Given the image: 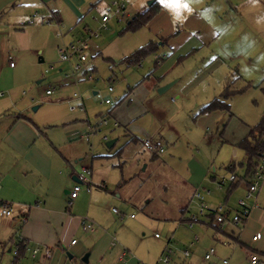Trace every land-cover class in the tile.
<instances>
[{"label": "rangeland", "instance_id": "rangeland-1", "mask_svg": "<svg viewBox=\"0 0 264 264\" xmlns=\"http://www.w3.org/2000/svg\"><path fill=\"white\" fill-rule=\"evenodd\" d=\"M114 1L124 5L131 20L134 17L132 13L136 15L140 9L133 7L132 1L136 0H102L96 8H87L89 10L84 12L81 19L76 17L73 21L72 14H65L66 22L69 25L75 24L74 29L70 31V26L53 28L42 48L34 45V35L30 34L27 24L21 26L24 31L6 25L11 10H4L0 17V98L12 96L17 109L25 110L36 123L44 124L47 129L43 131L60 144V152L66 151L69 154L74 166L81 168L87 165L86 169L89 170L94 162V175H100L106 181L120 176L122 172L127 180L124 186L133 187V183L147 180L139 191V195H146L145 199L141 197L138 201L137 194L129 206L134 218L144 219L148 227L136 228L135 236L143 241L147 250H152V256L156 255L153 264H159L158 261L162 257L168 258L165 264H188L189 259H184L183 254L186 250L191 251L190 243H195L194 236L198 233L196 226L199 223L196 222L197 224L189 228L185 219L198 215V201L194 199L189 202V198L186 199V189L175 171L184 175L190 167L192 157L209 163L210 170L206 182L198 187L204 189L205 193L207 187L215 192L219 188L218 180L215 179L214 182L211 178H217L223 175L222 173L228 176V164L244 162L239 149L238 157H232V145L224 142L220 136L227 139L244 138L248 129L264 118V33H258V30L255 32L251 26L253 13L258 17L261 7H256L254 11L249 1L242 2L239 11L241 13L238 15L230 4H227V8L222 12L223 0H216V3L206 0V5L193 1L194 9L204 8V11L219 12L216 13L218 18L213 15L208 18L217 30L220 25H225L220 21V17L226 20L236 19L238 23H242L238 25L239 34L236 38L241 51L248 52L245 53V58L252 56L253 62L245 65V61L240 59L229 61V56L234 54L238 45L235 47L228 43L231 39L225 40L223 36L211 48H205L211 52V49L222 47L226 52L222 57L228 59L227 65L222 66L220 69L223 71L218 70L196 91L184 96L181 92L187 89V84L212 64V53L206 55V50L198 51L195 47V52L177 61L178 55L182 53L172 54L168 49L170 53L167 58L156 64L154 56L162 57L167 46L159 44L158 38L153 34L152 25L147 24L130 30L127 29V23L131 20L111 18L106 28L99 29L103 15H109L108 11H113ZM182 1L186 0H179L180 5H184ZM139 2V6L147 8L150 6L148 3L153 0ZM155 2L157 9L168 12L167 15L173 23H180L189 13L188 7H170L174 0ZM239 17L240 20H237ZM251 28L258 36L255 48L254 33L250 34ZM90 32L97 33V36L89 39L88 48L83 53L85 61L80 62L77 56L72 58L71 64L59 60L58 46L61 47L77 38L88 37ZM57 34H60V37H57ZM152 43H158L156 51L148 53L138 63L127 66L121 62L125 57L147 52ZM193 43L195 42L189 45L190 48L195 46ZM172 57L174 58L171 60ZM10 63L13 64L11 67ZM156 71L167 73L168 78L176 76L174 79L179 81L166 92L159 94V87L152 90L154 80L150 79ZM235 75H239L241 79H234ZM228 81H233V90L242 91L228 101L230 113H216L214 115L219 116L218 120L206 126L207 129L204 127L201 131L198 128L192 130L194 119L201 116L194 110V106H203L206 93L218 92L220 87L222 90L224 82ZM67 87L71 89L66 90ZM7 88L11 89L7 91ZM109 88L112 89L111 92ZM73 89L77 91L78 99L70 97ZM47 90L51 92L50 95L46 94ZM106 100L111 104H106ZM146 110L154 114L157 124L155 121L153 124L149 122L148 115L138 118L139 123L144 129L150 126L149 128L157 130L153 139L157 140V145L163 149V154L157 158V175L153 173L151 164L144 169L149 151L143 146V140L141 146L137 142L129 141V132L133 131L128 128L127 117L135 111L144 113ZM189 110H192V113H189ZM102 119L106 121V125L102 124ZM133 134L140 140L143 139V134ZM164 134L173 137L171 142ZM191 139L196 143H191ZM111 140L115 142L109 148L106 142ZM67 144L71 146H66ZM119 163L123 167H118ZM101 165L104 168H101ZM112 165L116 168H112ZM211 168H216L215 175ZM238 172L242 174V168ZM149 176L151 180L147 179ZM227 188L228 184L220 189L226 192ZM221 193L223 198L225 194ZM209 195H204L205 204ZM117 201L121 206L124 205V200ZM112 210L122 212L117 205H111L110 208L104 206L108 215ZM203 219L205 218L198 216V220ZM155 234L157 238L154 237ZM137 258L139 264H149L141 261L138 256ZM0 264L6 262L0 261Z\"/></svg>", "mask_w": 264, "mask_h": 264}, {"label": "crops", "instance_id": "crops-1", "mask_svg": "<svg viewBox=\"0 0 264 264\" xmlns=\"http://www.w3.org/2000/svg\"><path fill=\"white\" fill-rule=\"evenodd\" d=\"M100 1L102 0H0V17L4 10H11L6 25L18 27L24 31L21 26L27 24L30 34L34 35V45L36 44V47L42 48L53 28L70 26V31L74 29L75 24L69 25L66 22L65 14H72L73 21L76 17L81 19L84 12L89 10L87 8H96ZM139 1H132L134 8L140 7L136 13H142L152 5L157 8L156 0H153L147 8L139 6ZM193 1L196 4L201 2V5H206V0L182 1V3L187 4L189 13L180 23L175 21L173 23L167 15L168 12L161 8L155 10L154 16L147 23L153 26V34L158 38L159 44L167 46L166 52L161 55L162 57H159L158 61L155 59L156 64L163 62L170 51L172 54L182 53L178 55L177 61L183 57H188L191 52H195V47L198 51L206 50V55L212 53V64L200 76L192 79L187 84L185 91H180L184 96L196 91L218 70L223 71L220 68L227 65L226 61L228 59L222 57L223 53L226 55V52L222 47L211 49V52L205 47L211 48L223 36H225V40L230 38L231 41L229 40L228 43L236 47L238 45V38H236L239 34L238 25L242 24L238 23L236 19L226 20L220 17V21H223L225 25H220L217 30L208 19L212 15L218 18L219 16H216L217 11H204V8L194 9L195 4ZM210 1L216 3V0ZM246 1H249L254 11H256V7H261V14L258 17L253 13L254 19L251 26L255 29V32L258 30V33L259 31L264 33V0H223L222 12L227 8V4H230L235 14L241 13L239 12L240 5ZM132 15L135 14L132 13ZM240 18L237 20H240ZM252 32L251 28V35ZM255 32H253V40L256 43L254 48L258 44V36ZM192 42H195L193 43L195 46L190 48L189 45ZM222 44L224 46V43ZM234 50L232 56L228 55L230 57L229 61L240 59L242 62L245 61V65H250L253 62L252 56L245 58V53L248 52L241 51L240 45ZM164 73L156 71L152 74L150 78L154 80L152 90H156L176 78V76L168 78L167 73ZM234 79L241 78L239 75H235ZM178 81L179 79L175 80V83ZM230 82L233 81L224 82L222 90L219 86L218 92L206 93L203 98L205 101L203 106L219 97L225 86ZM10 89L7 88L6 90L9 91ZM11 97L4 96L0 98V204H10L12 210V216H0V261L11 264L13 260L12 251L18 247V249H24V253L18 259V264H139L137 256L141 261L153 264L156 255L152 256V250H147V246L143 244V241L135 236L136 228L148 229V227L144 219L134 218L129 207L132 199L136 198L137 194L138 201L141 200V197L145 199L146 195H139V191L147 183V180H139L137 183H133V187L124 186L127 180L124 179L121 172L120 176L106 181L102 176L94 175V162H92L89 168L91 191L87 192L86 186L81 185L82 189L78 196L71 201L69 193L75 183L78 182L77 175L81 172L82 167L85 166L86 168L87 165L81 168L74 166L69 154L66 151L65 153L60 152V144L52 140L49 133L43 131L47 129L44 124L36 123L25 110L17 109L16 102ZM203 106L195 105L194 110L200 113ZM189 113H192V110H189ZM216 113L225 112L216 111L200 114L201 116L194 119L191 129L198 128L201 131L205 129L204 127L213 124L214 120L216 121L219 118L218 115H214ZM145 115H148L149 122L153 124L155 121L157 124V119L149 110L144 111V113L137 111L131 113L126 120L129 130L136 132L137 135L140 133L144 136L140 140L133 132H129L131 134L129 135V141L137 142L141 146L142 140L143 142L150 140L153 145L160 148L157 145V140L153 139V135H156L157 130L149 128L150 126L144 129L139 123L138 118ZM169 129L172 128L169 127ZM165 137L170 142L173 139L169 135H165ZM221 137L224 142L232 145V157H238L239 151L236 145L243 138L232 137L227 139L223 138L224 136ZM190 142L196 143L194 139H191ZM66 146L71 145L67 144ZM148 153V158L145 160L146 168L144 167V169H147L151 164L153 173L157 175V158L159 155L154 156L150 151ZM242 155L244 157L243 153ZM208 165L209 163L200 159L195 160L192 157L190 167L184 175H180L178 171H175L177 176L183 180L180 179L182 186L186 189L185 197L186 199L189 198V202L194 200L195 189L206 182L210 170ZM231 165L232 163L228 164L226 171ZM117 166L123 167L120 163ZM78 168H80L79 171ZM101 168H104L103 165H101ZM112 168H116V166L112 165ZM238 169L235 174L242 175L243 172L239 174ZM211 171L215 175L216 168H211ZM130 175L129 179H131ZM135 176L136 174H134ZM218 178L219 176L217 178L212 177L211 180L215 182V179L217 181ZM147 179L151 180V176ZM226 184L229 186L230 183ZM220 188L215 192L209 187L206 188V193L210 194L206 198L208 210L202 215L198 213V216L205 219L198 220L199 225L196 226L198 233L196 232L197 234L194 236L195 243H190L191 251L186 250L189 252V256L184 257L183 254V258L189 259L188 264H205L202 261L204 251L209 247H214L217 258H226L230 264H249V255L252 253L256 254L261 261H264V184L257 193V206L251 211L250 217L244 225L242 227L229 225L222 231L216 229L213 224L210 216L213 210L219 205H224L228 212L232 213L239 210V200H244L250 204H252V201L246 199L247 185L243 182L238 183L230 193ZM199 189L204 199L206 193L204 189ZM221 192L225 194L223 198ZM121 199L124 200L123 206L117 201ZM105 205L108 208L111 205H117L122 209V212L114 213L112 210L108 215L109 213L104 211ZM82 217H87L96 224L93 231L85 232L82 229ZM185 221L189 226L187 218ZM193 225L189 228H192ZM256 235H258V238L253 240ZM154 237L157 238L156 234ZM74 240L76 242L72 244L71 242ZM34 248L48 249L50 257H44L43 251L33 257L32 250ZM85 254H88L87 263L81 261Z\"/></svg>", "mask_w": 264, "mask_h": 264}, {"label": "built area", "instance_id": "built-area-1", "mask_svg": "<svg viewBox=\"0 0 264 264\" xmlns=\"http://www.w3.org/2000/svg\"><path fill=\"white\" fill-rule=\"evenodd\" d=\"M112 6L114 7L113 11H108L109 15H103L100 21L99 29L106 28V24L111 18H117L118 20H131V17L127 13L125 7L123 4L118 3L117 1H114L112 3ZM97 33H91L88 37L85 38H77L68 44H65L63 46H58V54H59V60L61 62H66L71 64V60L73 57L77 56L79 58L80 62L85 61L84 51L88 48V42L89 39L92 37H96ZM57 37H60V34H57ZM10 59V58H9ZM154 59L158 61V57L154 56ZM13 64L11 63L10 66ZM76 85L77 82H74ZM71 89V87H67L66 90ZM109 92L112 91L111 88L108 89ZM47 95H50L51 92L49 90L46 91ZM70 97H73L75 99H78V93L76 90L73 89V91L70 94ZM106 104H111L109 100L105 101ZM102 124L106 125V121L102 119ZM143 146L148 149V151L152 152L153 154H156L157 156L160 155L163 152L162 148H158L156 145H153L150 140H146L143 142ZM90 171L86 168H82L81 172L77 175L78 182L75 183V185L72 187L71 192L69 193L70 200L72 201L75 199L79 192L81 191V185L86 186V191H91V181L89 180ZM238 180L237 176L234 174H229L228 176L221 175L218 178L217 184L218 187H223L226 183H232L236 182ZM262 184H264V153H262L261 158L259 160L257 169L254 174V179L251 182V184L247 185L246 189V199H251L252 204L248 205L244 200L238 201V207L239 210L235 212H228L226 207L224 205H219L213 210V224L219 231H222L226 229L229 225H237L242 227L244 223L249 219L251 211L257 206V193L259 192ZM194 199L198 201V209L199 214L202 215L204 212L208 210V206L205 204L203 196L201 195V191L199 188L195 189L194 193ZM70 206V203H69ZM115 213H118L117 210H114ZM198 214V215H199ZM198 215H192L190 219H188L189 227H191L194 223L198 222ZM0 216H12V210L11 205L7 203H3L2 206H0ZM81 226L82 229L85 232H91L94 230L96 224L88 219L87 217L81 218ZM157 237V235H156ZM258 238V235L253 237V240H256ZM76 241H72L71 243L74 244ZM40 251H43L44 257L49 258L50 257V251L48 249H40V248H34L32 250V256L35 257ZM19 254V249L16 247L12 251L13 260L11 264H18L16 262L17 256ZM189 256V252H184V257ZM167 257H162L159 259V264H165L168 261ZM249 264H264V261H261L260 258L252 253L249 255ZM202 261L205 264H230L229 260L226 258L218 259L216 256V250L214 247H209L204 251Z\"/></svg>", "mask_w": 264, "mask_h": 264}, {"label": "trees", "instance_id": "trees-1", "mask_svg": "<svg viewBox=\"0 0 264 264\" xmlns=\"http://www.w3.org/2000/svg\"><path fill=\"white\" fill-rule=\"evenodd\" d=\"M156 9L157 8L152 5L144 12L137 13L136 15H134L133 19L127 23V29L136 30L145 26L154 16ZM156 49L157 43H152L150 47H148L147 52L143 53L140 51L141 53H136L129 57H125L121 62L127 66L136 64L141 60L142 57L146 56L148 53L155 52ZM232 87L233 82L228 83L225 86L223 93L219 97L211 100L205 106H203L199 114L203 115L205 113L216 111L225 112L229 114L230 106L228 101L235 94H239L242 92L235 89L233 90ZM236 148L242 151V153L244 154V162H233L231 167L227 168L229 174H234L238 178L236 182H232L229 184L227 188V193L233 191L238 185V183L243 182L246 185H249L254 179V174L257 169L259 160L261 158L262 153H264V118H262V120L255 126L249 128L247 135L236 145ZM154 156H156V154H154ZM238 168L243 169L242 175L235 174ZM2 205L3 203L0 204V206ZM210 216L213 221V212ZM22 253H24V249L20 248L19 254L17 256V262L18 259L21 257Z\"/></svg>", "mask_w": 264, "mask_h": 264}, {"label": "water", "instance_id": "water-1", "mask_svg": "<svg viewBox=\"0 0 264 264\" xmlns=\"http://www.w3.org/2000/svg\"><path fill=\"white\" fill-rule=\"evenodd\" d=\"M148 4L151 5L152 2H150V3H148ZM40 60L42 61V59H40ZM174 84H175V81H172V82H170V83H167V84H165V85H162L161 87H159V88L157 89V93L162 94V93L166 92V91H167L169 88H171ZM114 142H115L114 140L108 141V142H106V146L109 147V148H111V147L113 146ZM87 257H88V254H85V255L82 257L81 261L87 263Z\"/></svg>", "mask_w": 264, "mask_h": 264}, {"label": "snow or ice", "instance_id": "snow-or-ice-1", "mask_svg": "<svg viewBox=\"0 0 264 264\" xmlns=\"http://www.w3.org/2000/svg\"><path fill=\"white\" fill-rule=\"evenodd\" d=\"M170 7H181V6H183V7H187V4H184V5H180V3H179V0H174V2L172 3V4H170L169 5Z\"/></svg>", "mask_w": 264, "mask_h": 264}]
</instances>
